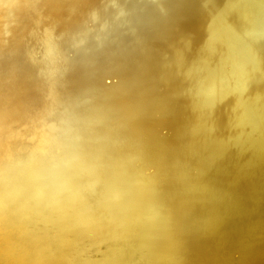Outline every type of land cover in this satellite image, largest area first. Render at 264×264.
<instances>
[{
  "label": "bare ground",
  "instance_id": "1",
  "mask_svg": "<svg viewBox=\"0 0 264 264\" xmlns=\"http://www.w3.org/2000/svg\"><path fill=\"white\" fill-rule=\"evenodd\" d=\"M0 264H264V0H0Z\"/></svg>",
  "mask_w": 264,
  "mask_h": 264
}]
</instances>
